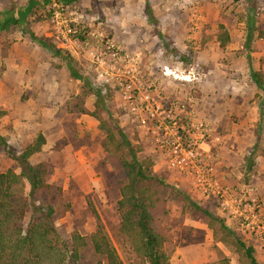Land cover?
I'll list each match as a JSON object with an SVG mask.
<instances>
[{"label":"rangeland","instance_id":"1","mask_svg":"<svg viewBox=\"0 0 264 264\" xmlns=\"http://www.w3.org/2000/svg\"><path fill=\"white\" fill-rule=\"evenodd\" d=\"M48 1L27 17L25 30L0 32V136L19 154L44 135L45 146L30 160L48 167L59 236L88 237L101 226L122 264H141L118 235L123 169L120 157L105 151V134L90 115L94 97L79 98L85 85L100 93L102 120L121 131L138 159H149L151 173L167 185L169 195L158 205L156 219L170 264H239L237 254L213 237L205 215L172 197L171 187L223 218L255 246L264 264L260 240L240 229L187 171L170 164L169 147L157 141L150 125H140L121 85L128 78L152 85L180 108L183 120L208 124L211 134L201 152L210 156L213 178L228 188L253 187L264 209V90L251 77L253 71L264 74V0H77L69 6ZM27 3L0 0V12L12 10L17 18ZM147 7L154 24L147 20ZM220 25L229 36L224 47L217 41ZM22 31L48 38L68 53L81 80ZM103 70L107 75L100 77ZM81 109L89 113L80 114ZM7 169L19 171L0 144V173ZM99 260L105 263L88 245L78 264Z\"/></svg>","mask_w":264,"mask_h":264},{"label":"trees","instance_id":"2","mask_svg":"<svg viewBox=\"0 0 264 264\" xmlns=\"http://www.w3.org/2000/svg\"><path fill=\"white\" fill-rule=\"evenodd\" d=\"M56 1L62 6H69L77 0ZM48 2L28 0L17 18L12 10L0 12V32H8L12 27L18 30L22 26L25 30L27 17L34 14L35 8L43 7ZM146 14L148 22L154 24L156 21L149 7L146 8ZM219 27L222 33L217 41L224 47L229 41V36L223 25ZM22 32L66 64L72 78L81 80L78 72L73 70V58L68 53L56 49L48 38H38L32 32ZM251 77L257 88L264 90V74L253 71ZM87 96L94 97L95 109L90 115L99 121V129L105 134L104 149L110 155L120 157L123 169L124 184L118 190L117 202L120 217L118 235L127 242L141 264H170L163 249L165 236L156 219L158 205H163L169 195L167 185L161 177L151 173L150 160H139L138 151L133 148L130 140L121 131L113 130L102 120L103 104L100 93L84 85L79 98L83 101ZM79 112L89 113L85 109ZM0 144L19 168L18 172L7 169L0 173V264H78L81 250L88 245L92 246L98 256L105 259V263L99 260L96 264H122L101 226L88 237L80 236L77 232L72 234L70 240L59 236L55 226L56 210L51 201L54 186L47 182L48 167L44 162L33 163L30 160L33 155L40 153L46 144L42 133L19 154H15L2 136ZM171 188L172 197H180L205 215L213 237L237 254L239 264H259L255 246L245 241L223 218L201 209L200 206L189 202L186 196H181L179 191ZM56 189L60 190L58 187Z\"/></svg>","mask_w":264,"mask_h":264},{"label":"built area","instance_id":"3","mask_svg":"<svg viewBox=\"0 0 264 264\" xmlns=\"http://www.w3.org/2000/svg\"><path fill=\"white\" fill-rule=\"evenodd\" d=\"M109 55L114 58L117 54L111 50ZM92 57L95 59L93 62L103 64V58ZM104 75L107 72L103 70L99 76ZM121 85L124 96L130 103V111L140 125H146L147 129H150V125L157 141L165 142L169 147L170 164L182 172L187 171L196 180L200 191L209 193L208 196L211 195L218 202L221 210L240 229L258 238L264 246V209L260 206L254 188L247 186L236 189L220 184L213 178L214 168L207 161L210 156H204V152H201L205 136L211 134L210 126L183 120L180 108L172 107L160 93L153 90L152 85L141 83L140 80L133 81L131 78Z\"/></svg>","mask_w":264,"mask_h":264},{"label":"crops","instance_id":"4","mask_svg":"<svg viewBox=\"0 0 264 264\" xmlns=\"http://www.w3.org/2000/svg\"><path fill=\"white\" fill-rule=\"evenodd\" d=\"M217 136H219L220 137V139H221V136L219 135V134H216Z\"/></svg>","mask_w":264,"mask_h":264}]
</instances>
